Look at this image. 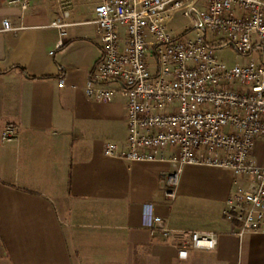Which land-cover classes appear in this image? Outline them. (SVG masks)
<instances>
[{
  "label": "crops",
  "instance_id": "1",
  "mask_svg": "<svg viewBox=\"0 0 264 264\" xmlns=\"http://www.w3.org/2000/svg\"><path fill=\"white\" fill-rule=\"evenodd\" d=\"M101 1L31 0L22 12L0 0V26L21 28L0 33V264H264V234L239 236L222 217L235 178L220 185L215 211L196 212L165 195L173 165L103 155L106 142L124 146L127 128L115 112L123 97H84L102 55L89 23ZM64 11L61 35L50 23ZM9 123L17 137L4 142ZM147 205L168 239L143 227ZM193 232L214 233V249L193 248Z\"/></svg>",
  "mask_w": 264,
  "mask_h": 264
},
{
  "label": "built area",
  "instance_id": "2",
  "mask_svg": "<svg viewBox=\"0 0 264 264\" xmlns=\"http://www.w3.org/2000/svg\"><path fill=\"white\" fill-rule=\"evenodd\" d=\"M30 2L6 0L22 12ZM94 15L89 23L97 29L102 55L86 82L85 100L106 103L119 95L126 102L125 144L106 142L103 155L171 164L170 188L184 166L227 170L236 188L223 218L239 236L264 234V163L252 158L256 143H264V0H102ZM175 15L190 19L193 36L190 27H170ZM67 18L64 11L50 27L63 35ZM18 29L3 20L0 33ZM61 47L58 40L49 55ZM224 47L249 60L227 67L215 55ZM17 131L7 124L1 140H14ZM165 195L174 198L173 189ZM142 225L163 239L174 233L161 226L150 205ZM189 238L196 249L216 245L214 233L193 232ZM178 254L186 258L187 251L182 247Z\"/></svg>",
  "mask_w": 264,
  "mask_h": 264
},
{
  "label": "rangeland",
  "instance_id": "3",
  "mask_svg": "<svg viewBox=\"0 0 264 264\" xmlns=\"http://www.w3.org/2000/svg\"><path fill=\"white\" fill-rule=\"evenodd\" d=\"M185 26L190 27L191 29L193 25L190 19L182 18L179 15H175L172 23L170 24V27L175 32L182 30ZM194 34V30L191 29L189 35L193 36ZM215 55L218 60L223 62L227 67L240 65L242 63H246L249 60L246 57L238 56L229 47L216 49ZM122 100L124 103L125 99L123 98ZM116 102V114L120 115L122 113L124 114L125 112L126 117V108L124 104H122L119 99ZM119 133L120 132H117V134ZM252 158L259 164L264 163V143H256L252 152ZM210 170L214 169L206 167L184 166L178 174L177 185L174 188H170L167 185L168 190L173 189L174 191L173 199H175L180 206L187 208L190 206V208H194L196 212H204L207 210L215 211L222 190L220 185L228 182L230 177L233 180L234 177L231 174H227L225 176L218 175L210 172Z\"/></svg>",
  "mask_w": 264,
  "mask_h": 264
},
{
  "label": "bare ground",
  "instance_id": "4",
  "mask_svg": "<svg viewBox=\"0 0 264 264\" xmlns=\"http://www.w3.org/2000/svg\"><path fill=\"white\" fill-rule=\"evenodd\" d=\"M234 184H235V183H234ZM235 188H236V184H235ZM235 188H234V190H235ZM234 190H233V191H234ZM233 191H232V192H233Z\"/></svg>",
  "mask_w": 264,
  "mask_h": 264
},
{
  "label": "water",
  "instance_id": "5",
  "mask_svg": "<svg viewBox=\"0 0 264 264\" xmlns=\"http://www.w3.org/2000/svg\"><path fill=\"white\" fill-rule=\"evenodd\" d=\"M162 226V225H161Z\"/></svg>",
  "mask_w": 264,
  "mask_h": 264
}]
</instances>
